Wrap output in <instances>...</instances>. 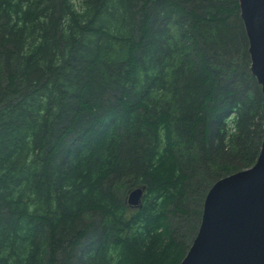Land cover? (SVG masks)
Wrapping results in <instances>:
<instances>
[{"label":"trees","instance_id":"1","mask_svg":"<svg viewBox=\"0 0 264 264\" xmlns=\"http://www.w3.org/2000/svg\"><path fill=\"white\" fill-rule=\"evenodd\" d=\"M250 64L239 0H0V264H180L260 153Z\"/></svg>","mask_w":264,"mask_h":264},{"label":"water","instance_id":"2","mask_svg":"<svg viewBox=\"0 0 264 264\" xmlns=\"http://www.w3.org/2000/svg\"><path fill=\"white\" fill-rule=\"evenodd\" d=\"M239 8L264 115V0H239ZM143 193L133 189L128 203L140 206ZM180 264H264V132L255 164L220 178L207 192L197 234Z\"/></svg>","mask_w":264,"mask_h":264},{"label":"rangeland","instance_id":"3","mask_svg":"<svg viewBox=\"0 0 264 264\" xmlns=\"http://www.w3.org/2000/svg\"><path fill=\"white\" fill-rule=\"evenodd\" d=\"M176 222H179V223L177 224ZM173 223H174L175 227H177V226L179 227L178 230H180V233L184 234V233L188 232L190 221H187V219L185 220L184 218H182V219L178 220L177 218H174ZM195 236H194V238H195ZM194 238L191 240V242H190L191 244H192Z\"/></svg>","mask_w":264,"mask_h":264}]
</instances>
